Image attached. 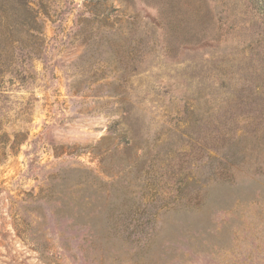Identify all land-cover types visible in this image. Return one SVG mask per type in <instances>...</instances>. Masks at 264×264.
Masks as SVG:
<instances>
[{
	"label": "rangeland",
	"instance_id": "1",
	"mask_svg": "<svg viewBox=\"0 0 264 264\" xmlns=\"http://www.w3.org/2000/svg\"><path fill=\"white\" fill-rule=\"evenodd\" d=\"M0 264H264V0H0Z\"/></svg>",
	"mask_w": 264,
	"mask_h": 264
}]
</instances>
